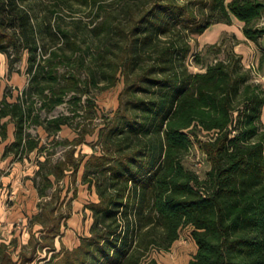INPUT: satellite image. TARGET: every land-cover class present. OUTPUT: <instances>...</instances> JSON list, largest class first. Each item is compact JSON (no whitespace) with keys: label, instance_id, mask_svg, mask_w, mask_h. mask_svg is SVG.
Here are the masks:
<instances>
[{"label":"trees","instance_id":"obj_1","mask_svg":"<svg viewBox=\"0 0 264 264\" xmlns=\"http://www.w3.org/2000/svg\"><path fill=\"white\" fill-rule=\"evenodd\" d=\"M91 3L95 16H104L87 37L55 21V10L33 19L32 6L0 0V53L9 64L26 51L28 75L15 99L0 98V143L13 126L2 157L40 147L28 125L57 131L70 118L43 119L40 109L51 111L71 93V115L77 116L82 96L91 105L90 91L123 80L117 108L98 129L100 153H92L82 171L97 198L84 206L92 218L88 234L71 248H56L54 236L66 216L45 199L30 218L41 225V236L30 232L15 260L9 247L17 238L0 241V264H39L32 260L45 246L55 251L51 264H159L147 254L167 250L184 228L195 245L186 264H264V88L232 48L219 57L216 43L194 53L191 43L211 24L232 18L246 39L258 41L264 0ZM77 130L53 169H45L47 157L37 160L39 197L52 186L51 175L56 182L67 170L75 176L84 158L76 146L89 132ZM59 192L53 189L55 198Z\"/></svg>","mask_w":264,"mask_h":264},{"label":"rangeland","instance_id":"obj_2","mask_svg":"<svg viewBox=\"0 0 264 264\" xmlns=\"http://www.w3.org/2000/svg\"><path fill=\"white\" fill-rule=\"evenodd\" d=\"M19 2L23 7L32 6L31 14L33 19L35 15H37V18L51 15L49 10H55L56 13L52 14L55 17V21H59L60 24L70 30L77 31L78 35L81 32H86L88 34L87 37L93 36V33L89 30L94 24H98L104 16V11H100L99 17L95 16L91 0L86 4L78 0H19ZM107 9L111 10V8ZM112 10L115 9L112 8ZM260 22L264 21L260 20ZM219 23L226 29H213L203 35H197L191 40L193 53L200 52V49L206 43L213 42L221 50L217 53L219 57L223 56L222 49L232 48L241 56L243 67L249 71L252 78L256 77L258 83L264 88V37L256 42L246 41L238 37L241 34V29L237 21L231 20L230 23ZM45 41L49 40L45 38ZM87 41H90V39ZM19 55V59L12 60L8 64L10 57L6 53H0V98L5 95L11 101L19 94L20 89L26 86L28 78L26 74V51H21ZM211 56V54H208L207 58L209 59ZM189 58L192 59V56H189ZM189 66L192 70L198 69V66L192 62H189ZM63 68L60 67V71ZM122 87L123 80L118 77L113 85L100 92H96L93 89L90 91L91 105L85 103V96H82L81 107H78L77 116L71 115L70 110L75 106L73 99H69L71 93L66 95V101L56 105L51 111L40 109L39 115L43 119L60 114H69L70 118L57 131H46L42 125H28L26 127L27 132L37 139L40 147L22 152L20 156L13 157L10 153L6 157L1 156L4 144L12 138L13 126L9 124L8 139L0 143V187L5 189L3 195L0 196V241L8 243L13 236L17 238V245L9 247L10 254L14 260L17 259L19 249L27 245L30 232L41 236V225L38 222H32L30 218L39 211V203L45 199L52 201V204L57 206V210L66 216L61 218L60 232L54 236L56 248L60 246L71 248L78 244L80 237L88 234L92 218L90 210L84 206L87 202L94 201L97 198L94 190L92 188L89 189L87 184L82 182V171L84 163L89 156L92 153H100V145L97 138L98 129L104 120L112 116L117 108L118 95ZM35 106L38 107L39 103L36 102ZM261 120L264 122L262 111ZM83 126L89 132L85 135L83 142L76 146L75 154L77 152L83 153L84 158L75 176L73 177L70 171L67 170L63 178L56 182L51 175L52 186L46 190L47 195H45V198L39 197L33 181L35 171L38 168L37 160H44L47 157L49 163L46 164L45 169H53L54 162L63 158L65 149L68 147L67 143L76 135V132H78L77 128ZM197 158V155H192L190 160L193 162ZM14 167L17 168V171L12 173L10 177ZM205 169L206 164L202 163L198 169L199 175H202ZM7 178L10 179L7 181ZM13 180L18 181L23 189H25V183H27L31 188L35 189L36 194H31L26 189H19L14 195H11L10 189ZM40 181L41 178L36 176L35 182L40 184ZM55 187L60 188L57 198L52 193ZM74 191L75 195L73 196ZM7 216L12 217L8 219ZM194 250V242L188 236L187 229L184 228L179 238L167 250L152 249L147 256L154 257L159 264H186ZM54 252V250H49L45 246L37 251L32 262L51 264L49 260Z\"/></svg>","mask_w":264,"mask_h":264},{"label":"crops","instance_id":"obj_3","mask_svg":"<svg viewBox=\"0 0 264 264\" xmlns=\"http://www.w3.org/2000/svg\"><path fill=\"white\" fill-rule=\"evenodd\" d=\"M237 21L238 22V24H239V27L241 28V23L238 21V20H236L235 18H232V21ZM222 24H220L219 22L218 23H214V24H211L209 27H207L200 35H203V34H205L207 31H210V30H223V29H226V28H224V26H221ZM241 32V31H240ZM238 37H240L241 39H243V40H246V41H249L248 39H246L243 35H242V33L240 34V36H238ZM262 114H264V105H262ZM12 139V138H11ZM10 139V140H11ZM2 151V150H1ZM17 171V168L16 167H14V168H12V171H11V173H10V177L12 176V173H15ZM8 179H10V178H7V181H8ZM26 185V187H25V189H26V191H28V192H30L31 194H36V192H35V189L34 188H31L27 183H25ZM25 190V189H23V187L21 186V185H19V182L18 181H12V184H11V189H10V194L11 195H14L18 190ZM3 192H5V189H3V188H1L0 187V196H2L3 195ZM96 195V194H95ZM36 214V213H35ZM75 215V214H74ZM72 216V215H71ZM70 216V217H71ZM76 216V215H75ZM12 216H7V218L9 219V218H11ZM73 217V216H72ZM40 233H42V232H40ZM54 245L56 246V244H55V242H54Z\"/></svg>","mask_w":264,"mask_h":264},{"label":"built area","instance_id":"obj_4","mask_svg":"<svg viewBox=\"0 0 264 264\" xmlns=\"http://www.w3.org/2000/svg\"><path fill=\"white\" fill-rule=\"evenodd\" d=\"M252 71H253V70H252ZM253 73H254V72H253ZM253 80H254V81H256V82H258V80H257V78H256V77H255V78H253Z\"/></svg>","mask_w":264,"mask_h":264}]
</instances>
